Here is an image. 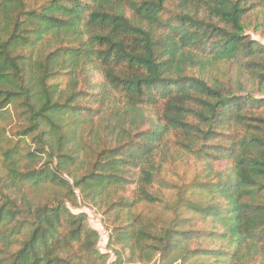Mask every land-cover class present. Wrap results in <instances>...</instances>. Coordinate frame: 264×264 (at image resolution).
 Returning a JSON list of instances; mask_svg holds the SVG:
<instances>
[{
	"label": "trees",
	"instance_id": "obj_1",
	"mask_svg": "<svg viewBox=\"0 0 264 264\" xmlns=\"http://www.w3.org/2000/svg\"><path fill=\"white\" fill-rule=\"evenodd\" d=\"M253 13L264 17V0H0V122H21L14 144L0 132V264H107L100 233L64 201L78 205L75 189L108 224L116 212L110 247L123 234L159 254L136 262L264 264V96L248 90L264 92V45L245 32ZM221 66L236 68V82ZM66 120L82 147L73 155L61 144ZM177 148L203 156V177L167 222L150 220L138 206L163 203L154 187ZM50 186L64 192L46 204L29 195Z\"/></svg>",
	"mask_w": 264,
	"mask_h": 264
},
{
	"label": "rangeland",
	"instance_id": "obj_2",
	"mask_svg": "<svg viewBox=\"0 0 264 264\" xmlns=\"http://www.w3.org/2000/svg\"><path fill=\"white\" fill-rule=\"evenodd\" d=\"M245 32L248 36H250L253 40L264 45V17L260 15H256L255 13L251 14L245 21ZM221 74L228 75L227 78L232 79V82H236V68H229V66H221L220 67ZM246 81V80H244ZM60 88L66 90L67 88H72L69 83L62 81L60 82ZM247 86V84H246ZM256 96H264V92H258L257 88H254L251 83H249V89ZM142 114V115H141ZM134 115V129L141 128L143 123L145 122L144 115L141 111H135ZM21 122L12 114V119L7 120L5 122H0V132L5 133L7 137L12 139L11 143H15V139L13 137V133H15L19 128ZM76 130L70 123V121L66 120L64 125V129L61 131L60 137H64L62 140V148L69 155H73V152L80 150L82 151V147L80 146L76 135ZM105 127L102 126L98 128L93 134V140L96 148L100 151L103 149V134ZM6 136H3V146H7V142L4 141ZM72 142H69V140ZM2 145V144H0ZM34 148V147H33ZM163 153L157 152L154 158L156 164H160L163 162ZM172 158L166 164L164 172L161 175V184L155 185L154 192L160 194L163 203H158L156 205H146L141 204L138 206V212L142 213L144 217L154 220V221H165L167 222L172 215V209L176 207V205L183 198L184 200H190L192 198V193L190 190V186L192 182L197 179V177H203L201 174L203 172V160L202 157H198L196 153H190L186 151H181L178 148L173 152ZM2 159L0 153V160ZM141 164V163H140ZM135 169H132L136 176L139 178L142 176V167L143 163ZM150 163L146 162L144 167H148ZM223 165V164H221ZM116 166H122L121 162L116 163ZM125 167H130L128 163L124 165ZM72 173L78 175L79 172L83 168V163L80 161L75 162L74 165L71 166ZM75 189V188H73ZM64 191L57 187H47L40 190H31L30 196L34 200L40 201L42 204H46L55 199L58 193H63ZM75 193L78 196V205L76 207H71L70 203H68L67 198H64V201L67 202L71 211L75 214L85 213L88 216V224L89 226L97 230L100 233V242L98 248L101 253L106 254L108 256L107 264H143L138 261L139 257L149 258L152 256L154 260L158 258L159 254L155 252L148 253L145 248V242L142 240L137 248L132 249L131 245L123 241L125 236L121 234L119 236V240L117 241L119 245L109 246V238L111 235V228L117 224V215L116 212L111 213L110 223L108 224L103 217L102 213L95 208L93 205L89 204L87 201L83 199L82 194L79 189H75ZM185 205V203H184ZM183 205V206H184ZM184 210V208L182 207ZM197 228L204 227V223L196 220ZM144 238V237H142ZM122 239V240H121ZM134 262V263H132Z\"/></svg>",
	"mask_w": 264,
	"mask_h": 264
}]
</instances>
